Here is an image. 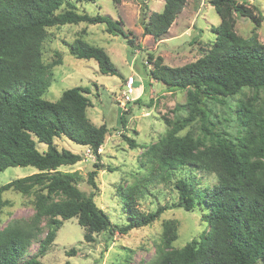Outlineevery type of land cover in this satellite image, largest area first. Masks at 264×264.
I'll list each match as a JSON object with an SVG mask.
<instances>
[{
  "label": "trees",
  "instance_id": "1",
  "mask_svg": "<svg viewBox=\"0 0 264 264\" xmlns=\"http://www.w3.org/2000/svg\"><path fill=\"white\" fill-rule=\"evenodd\" d=\"M122 1L113 0L116 7ZM209 2L220 17V25L214 29L216 40L207 54L181 67L167 66L158 57L149 72L150 78L168 91L187 90L188 115L175 122L166 120V135L157 144L145 147L143 156L149 170L123 191L128 224L115 227L95 202L97 177L106 169L99 151L109 129L93 124L88 117L87 110L92 105L87 96L91 94L89 87L66 90L56 102L43 98L51 86L52 69L61 64L44 63L43 45L49 28L87 23L105 24L107 32L122 36L133 52L141 46L136 45L134 35L125 31L122 20L80 13L68 0H0V172L29 166L39 171L0 189V211L8 204L2 193L13 190L25 196L34 194V214L29 219L14 220L4 228L0 225V264H41L38 258L55 242L63 222L73 218L85 230L87 243L95 242V235L102 232L118 229L127 234L152 225L169 207L142 213L138 209L140 197L150 182L165 181L181 167L217 177V184L205 192H198L185 180L176 184V206L187 212L202 206L208 212L210 228L200 241L175 249L178 225L171 220L165 222L157 257L151 264H264V98L258 95V91H264V44L257 33L249 38L237 34L236 15L258 26L264 19L238 0ZM186 3L187 0H164L162 13L144 18V36L164 39ZM64 5L69 8L58 13ZM70 51L78 59L95 60L102 74L121 76L103 48L76 39ZM153 58L149 56L150 62ZM135 85L136 81L133 99L139 105L141 93L134 98ZM244 89L256 93L240 102L237 114L242 134L230 141L214 131L207 102L225 103V98ZM125 115L119 119L122 129L128 123ZM198 119L202 137L180 135ZM63 136L89 148L95 156L94 170L88 174V185L94 190L90 196L77 187L81 180L78 172L61 170L82 161V156L57 148L55 140ZM124 137L131 148L139 147ZM40 143L47 145L46 151L37 148ZM34 243L40 245L39 255L21 262Z\"/></svg>",
  "mask_w": 264,
  "mask_h": 264
},
{
  "label": "rangeland",
  "instance_id": "2",
  "mask_svg": "<svg viewBox=\"0 0 264 264\" xmlns=\"http://www.w3.org/2000/svg\"><path fill=\"white\" fill-rule=\"evenodd\" d=\"M68 1L80 13L86 12L91 16L100 14L122 20L125 31L134 35L136 45L141 46L133 52L122 36L109 34L105 24L87 23L49 28L43 45V61L46 65L61 62L52 69L51 86L43 98L56 102L66 90L89 87L91 94L87 96L92 105L87 110L88 117L93 124L106 125L109 129L105 144L99 151L106 169L100 171L97 177L99 189L95 202L109 216L113 226L124 227L128 224V210L124 205L123 191L147 174L150 165L143 156L147 151L145 147L157 144L166 135L169 130L166 120L175 122L188 115L187 90L168 91L159 87L150 78L149 72L158 57L167 66L181 67L207 54L216 40L214 29L220 25V17L210 0H187L168 35L156 40L144 36L142 22L152 13H162L164 0H123L119 7H116L113 0ZM238 1L246 3L247 7L254 9L256 15H262L264 19V0ZM68 8V5H64L58 13ZM236 32L243 38L257 33L264 44V20L258 26L251 19L237 14ZM76 39L103 48L121 76L102 74L95 60H82L73 56L70 47ZM150 55L155 58L153 62L149 60ZM132 77L136 81L134 98L141 93L139 105L126 94L124 88ZM254 93L253 90L244 89L236 96L225 98V103L208 101L207 109L211 113L210 121L214 124V131L230 141H236L242 134L238 106L244 98ZM258 95L260 99L264 98V91H258ZM126 111L131 112L125 115ZM122 114L128 120L125 129L119 124ZM199 120L185 128L180 135L190 133L195 139L202 137ZM124 136L134 140L139 147L131 148ZM55 144L59 150H69L82 156V161L74 166H63L61 170L78 172L81 180L77 187L86 196H90L94 190L88 185V174L94 170L96 162L91 150L64 136L57 138ZM207 144L210 145L211 141ZM37 148L42 152L48 147L40 143ZM108 168L115 171L111 172ZM38 172L31 166L8 168L0 172V189L12 180ZM179 180L192 183L198 192H205L218 182L217 177L209 172L191 167L175 169L167 180L150 182L140 197L138 209L142 213H153L159 207H169L152 225L133 229L127 234L120 233L118 229L102 232L95 235V242L87 243L84 240L85 230L77 219L66 220L55 242L38 260L41 264H151L157 257L164 223L170 220L178 225V239L173 244L175 249H181L193 240L200 241L210 228L206 219L208 212L202 206L189 212L176 206L179 201L176 184ZM2 198L8 203L0 211V225L3 228L14 220L29 219L34 214V194L25 196L9 190L2 193ZM41 238L44 239L45 234ZM39 249V243L32 244L28 254L20 261L38 256ZM71 251L74 254H69Z\"/></svg>",
  "mask_w": 264,
  "mask_h": 264
},
{
  "label": "built area",
  "instance_id": "3",
  "mask_svg": "<svg viewBox=\"0 0 264 264\" xmlns=\"http://www.w3.org/2000/svg\"><path fill=\"white\" fill-rule=\"evenodd\" d=\"M133 84H134V78L132 77L130 78V81L127 83L128 89L126 90V94H128V96H131L132 99H133Z\"/></svg>",
  "mask_w": 264,
  "mask_h": 264
},
{
  "label": "water",
  "instance_id": "4",
  "mask_svg": "<svg viewBox=\"0 0 264 264\" xmlns=\"http://www.w3.org/2000/svg\"><path fill=\"white\" fill-rule=\"evenodd\" d=\"M159 87H162V84H160V83H159ZM124 88H125V90H127V89H128V87H127V86H125Z\"/></svg>",
  "mask_w": 264,
  "mask_h": 264
},
{
  "label": "crops",
  "instance_id": "5",
  "mask_svg": "<svg viewBox=\"0 0 264 264\" xmlns=\"http://www.w3.org/2000/svg\"><path fill=\"white\" fill-rule=\"evenodd\" d=\"M158 86H159V84H158Z\"/></svg>",
  "mask_w": 264,
  "mask_h": 264
}]
</instances>
